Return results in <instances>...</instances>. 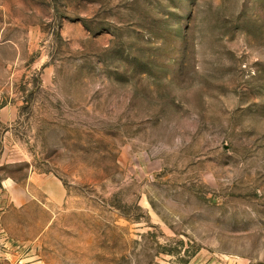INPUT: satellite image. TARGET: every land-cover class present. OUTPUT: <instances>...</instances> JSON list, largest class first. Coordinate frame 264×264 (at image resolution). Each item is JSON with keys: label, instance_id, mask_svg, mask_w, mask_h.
<instances>
[{"label": "rangeland", "instance_id": "374dc122", "mask_svg": "<svg viewBox=\"0 0 264 264\" xmlns=\"http://www.w3.org/2000/svg\"><path fill=\"white\" fill-rule=\"evenodd\" d=\"M31 165L62 212L0 264H264V0H0V183Z\"/></svg>", "mask_w": 264, "mask_h": 264}, {"label": "crops", "instance_id": "0c3cea01", "mask_svg": "<svg viewBox=\"0 0 264 264\" xmlns=\"http://www.w3.org/2000/svg\"><path fill=\"white\" fill-rule=\"evenodd\" d=\"M66 196V188L58 177L31 165L24 182L7 178L1 181L0 204L7 203L1 210V225L13 237L24 236L22 242L33 243L61 214Z\"/></svg>", "mask_w": 264, "mask_h": 264}]
</instances>
